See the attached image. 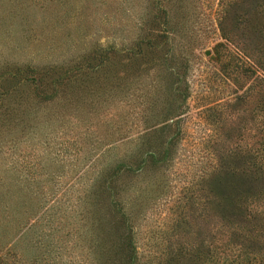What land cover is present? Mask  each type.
Returning <instances> with one entry per match:
<instances>
[{
  "label": "trees",
  "instance_id": "16d2710c",
  "mask_svg": "<svg viewBox=\"0 0 264 264\" xmlns=\"http://www.w3.org/2000/svg\"><path fill=\"white\" fill-rule=\"evenodd\" d=\"M152 2L150 24L161 23V28H150L120 62L122 69L140 61L145 66L137 68L139 73L120 74L118 80L130 78L135 84L131 94L121 92L108 74L113 54L108 50L92 55V65L61 71L51 89L57 82L78 88L79 76L99 72L90 86L96 98L104 96L96 102L98 111L108 103L107 96L125 95L129 109L120 119L76 111L77 99L72 111L84 122L83 134L95 136V146L107 137L99 133L105 127L127 140L128 160L100 173L85 191L90 193L79 202V229L42 205L30 211L29 205L15 202L11 212L15 199L5 202L2 197L11 198L10 192L0 190V264H264V0H228L221 6L219 41L212 46L217 68L207 77L214 87L206 100L212 134L206 141L208 168L173 198L164 192V179L182 136L186 89L171 64L176 51L168 25L176 13L174 1ZM23 70L30 71L16 72ZM26 85L38 99L43 96L46 85L39 77L31 74ZM56 93L42 100H55ZM9 125L6 117L0 121L2 128ZM79 135L74 134L73 142ZM162 196H167L168 214L161 218L160 231L149 230L141 249L139 226ZM32 212L37 218L29 222Z\"/></svg>",
  "mask_w": 264,
  "mask_h": 264
},
{
  "label": "rangeland",
  "instance_id": "374dc122",
  "mask_svg": "<svg viewBox=\"0 0 264 264\" xmlns=\"http://www.w3.org/2000/svg\"><path fill=\"white\" fill-rule=\"evenodd\" d=\"M173 1L176 13L174 19H169L168 38L176 51L171 58L172 69L182 75L186 89V117L180 123L182 136L174 146L168 178L164 179L167 189L163 191L168 190L171 198L182 186L198 181L200 172L208 168L206 141L212 134L206 124V100L207 91L214 87L207 77L217 68L212 46L219 41L217 18L228 0ZM152 10V0H0V121L6 117L10 124L0 127V190L10 192L11 198L2 197L5 202L15 199L10 201L11 212L16 203L29 205L30 211L42 205L53 216L63 215L69 226L79 229V202H85L90 193L85 191L100 173L116 162L128 160L127 140L117 139L113 128L105 127L99 133L105 132L107 137L95 146V136L83 134L84 122L74 118L72 111V100L77 99L76 111L86 110L93 115L100 112L98 117L120 119L129 109L125 95L107 96L108 103L98 111L96 102L104 96L96 98L90 86L99 72L89 78L79 76L78 88L57 82L51 89L61 71L92 65L96 52L108 50L113 52L108 59V74H113V83L121 92L131 94L133 81L118 78L120 74L139 73L137 68L145 66L140 61L122 69L120 62L139 39L146 38L150 28H161V23L150 24ZM22 68L30 71L16 72ZM31 74L46 85L39 99L26 85ZM56 90L55 100H42L50 99ZM86 106L88 109L83 108ZM74 134H80L76 142L72 140ZM167 196H162L157 206L152 205L139 226L137 242L141 249L149 230L160 231L161 218L168 214V204L163 202H167ZM36 218L32 212L29 222ZM27 240L24 238L23 243Z\"/></svg>",
  "mask_w": 264,
  "mask_h": 264
},
{
  "label": "water",
  "instance_id": "95a60500",
  "mask_svg": "<svg viewBox=\"0 0 264 264\" xmlns=\"http://www.w3.org/2000/svg\"><path fill=\"white\" fill-rule=\"evenodd\" d=\"M208 54V52L206 51V55Z\"/></svg>",
  "mask_w": 264,
  "mask_h": 264
}]
</instances>
